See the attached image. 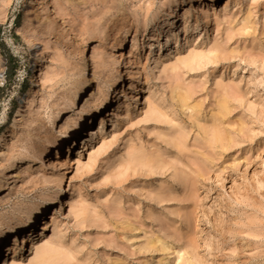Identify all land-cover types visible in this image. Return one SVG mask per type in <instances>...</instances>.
<instances>
[{
  "label": "rangeland",
  "instance_id": "1",
  "mask_svg": "<svg viewBox=\"0 0 264 264\" xmlns=\"http://www.w3.org/2000/svg\"><path fill=\"white\" fill-rule=\"evenodd\" d=\"M2 134L0 264H264V0H0Z\"/></svg>",
  "mask_w": 264,
  "mask_h": 264
},
{
  "label": "bare ground",
  "instance_id": "2",
  "mask_svg": "<svg viewBox=\"0 0 264 264\" xmlns=\"http://www.w3.org/2000/svg\"><path fill=\"white\" fill-rule=\"evenodd\" d=\"M183 2V1H182ZM181 4V3H180ZM177 7V5H176ZM175 7V8H176ZM174 8V9H175ZM174 9L171 10L167 16H173V13H174ZM208 16V15H207ZM166 20V19H165ZM206 21H208V19L206 18ZM123 43V42H122ZM110 44V45H109ZM108 45V49H115V47H119L121 46V42H119L118 44H111V42L109 43ZM124 44V43H123ZM159 47V46H158ZM112 52V51H111ZM112 54V53H109V55ZM114 54V53H113ZM113 54L111 56H113ZM115 56V54H114ZM113 56V57H114ZM157 56V55H156ZM195 55H191L189 57V61H193L195 60ZM158 61V60H157ZM119 61L117 60H114V64H116L118 66V63ZM159 62V61H158ZM155 64V63H154ZM115 65V66H116ZM115 67L116 69V72H117V68L118 67ZM114 69V70H115ZM119 69V68H118ZM88 72V71H87ZM117 75V74H116ZM88 76V75H87ZM89 78L85 76V74L82 76L81 78V81H80V84H79V88H78V91H77V94H76V97L79 96L80 94H82L84 92V90L87 88L88 86V83H89ZM76 88V87H75ZM110 101V96H109V91L103 96L102 100H101V103L99 105V107L107 104L108 102ZM74 103V102H73ZM97 108L94 110V112H92V114L87 115V120L89 121V119H91L92 115L95 114L97 112ZM86 113H82L81 117L79 118V121L77 122V125L74 127V129H72L71 133L69 134H66V135H61L60 138H54L53 141L51 142V144L49 143L50 145V148L51 149H54V153L53 154H49L50 155V160L48 162V165H47V169L52 171L54 169L57 168V161L60 157V154H61V150L63 148L67 149L66 151V154L69 153L72 149L73 146H71V144L74 145V141L72 140H68V141H63V139H66L71 137V138H74L76 135H78V133L81 131V129L83 128L86 120L85 117ZM103 119L100 120V129H102L103 127ZM98 130V131H99ZM5 135L2 134L0 135V143L1 141H3V137ZM40 149V148H39ZM45 150V149H44ZM32 151V150H31ZM27 153V156L30 157V158H35V157H38V154L40 152H37V150L35 152H30V151H26ZM71 155V154H70ZM29 159V158H28ZM67 159V157H66ZM69 160V158H68ZM28 161V160H27ZM60 166V164H58ZM65 165V164H64ZM69 165V163H68ZM15 166V165H14ZM58 166V167H59ZM63 166V165H62ZM12 167V166H11ZM10 169V168H9ZM25 169V168H24ZM58 169V168H57ZM20 170V169H19ZM21 171V170H20ZM25 171V170H23ZM13 177H15V175L13 173L11 174H6V176L3 178L5 179L6 181L9 180V179H12ZM63 173H59L58 176L56 177L55 179V186L56 187H60L61 184H62V181H63ZM4 180V181H5ZM7 186V185H6ZM5 187V185H4ZM9 188V187H8ZM6 189V187L4 188ZM57 191V190H56ZM4 194V193H3ZM45 202V201H44ZM47 202V201H46ZM46 204V203H45ZM45 210V205L44 204H40L39 206H37L36 208L32 209V210H29L27 212L25 211H21V210H15L13 211V213L11 214L10 216V221H12V224L8 225L7 226V229L6 231H4V233L2 234L3 237L9 235V234H12V233H19L20 232V236L18 237L16 234L15 236L13 237V243H12V246L10 245L7 249L8 252L10 253H13L16 254L20 249H22L26 243H32L33 241V235H34V230L33 228L35 227L36 223H37V220L42 216L43 212ZM41 230L44 229L43 226H41L40 228ZM39 231V230H38ZM6 251V252H7ZM9 256V254H8ZM3 263V262H2Z\"/></svg>",
  "mask_w": 264,
  "mask_h": 264
},
{
  "label": "trees",
  "instance_id": "3",
  "mask_svg": "<svg viewBox=\"0 0 264 264\" xmlns=\"http://www.w3.org/2000/svg\"><path fill=\"white\" fill-rule=\"evenodd\" d=\"M9 80H10V78L12 77V74H13V67H10L9 66Z\"/></svg>",
  "mask_w": 264,
  "mask_h": 264
}]
</instances>
